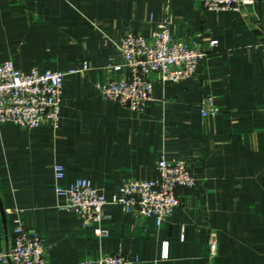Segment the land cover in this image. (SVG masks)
<instances>
[{
    "label": "crops",
    "instance_id": "obj_1",
    "mask_svg": "<svg viewBox=\"0 0 264 264\" xmlns=\"http://www.w3.org/2000/svg\"><path fill=\"white\" fill-rule=\"evenodd\" d=\"M164 22L205 52L194 76L155 78L145 112L106 100L98 86L128 74L123 37L151 38ZM263 35L264 0L239 12L207 11L202 0H0V64L75 71L57 127L0 126V251L22 226L42 236L47 264L117 253L137 264H264ZM208 99L220 112L203 117ZM162 159L189 163L197 185L178 188L161 225L113 204L100 224L59 207L58 184L89 180L110 200L128 180L156 179Z\"/></svg>",
    "mask_w": 264,
    "mask_h": 264
},
{
    "label": "built area",
    "instance_id": "obj_2",
    "mask_svg": "<svg viewBox=\"0 0 264 264\" xmlns=\"http://www.w3.org/2000/svg\"><path fill=\"white\" fill-rule=\"evenodd\" d=\"M207 11L239 12L254 4V0H202ZM217 41L210 42V46ZM261 46L264 51V35ZM128 74L115 81L98 86L106 100L135 112H145L154 101V79L179 83L194 76L205 52L194 44L175 39L167 22L161 24L151 38L130 32L120 46ZM75 71L32 70L25 73L16 68L12 60L0 64V126L12 123L33 130L45 124L58 126L65 77ZM220 112L212 99L204 102L202 116ZM57 181L65 177L64 167L55 166ZM197 179L186 161L158 164L154 180H128L107 199L89 180H77L69 186H55L56 195L63 203L60 209L74 212L85 224H100L107 205H118L126 213L141 218H154L164 223L180 204L178 188H195ZM99 236L106 235L97 229ZM11 249L0 251L4 264H47L46 249L40 234L22 226L14 229ZM209 251L215 256L218 244L210 241ZM138 260L123 253L105 255L98 260H85L81 264H137Z\"/></svg>",
    "mask_w": 264,
    "mask_h": 264
}]
</instances>
